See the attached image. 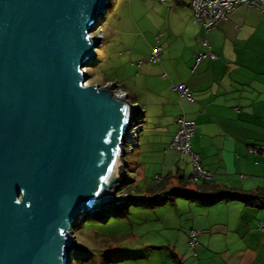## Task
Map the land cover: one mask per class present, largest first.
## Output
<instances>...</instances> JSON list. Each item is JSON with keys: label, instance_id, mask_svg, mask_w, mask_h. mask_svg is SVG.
I'll return each instance as SVG.
<instances>
[{"label": "crops", "instance_id": "1", "mask_svg": "<svg viewBox=\"0 0 264 264\" xmlns=\"http://www.w3.org/2000/svg\"><path fill=\"white\" fill-rule=\"evenodd\" d=\"M141 4V0H116L114 7L118 17L127 14L132 19L118 23L119 30L127 35L126 46L138 53L132 58L128 76L132 85L120 88L142 111L139 144L127 161L126 187L117 189L159 197L157 203L136 202H169L187 215L170 252L174 264H264V209L239 200L203 202L173 194L183 186L197 192L202 180L195 183L191 174L186 178L185 171L192 170L190 157L180 159L170 146L178 131L176 117L184 115L195 124L191 150L199 156L203 169L212 174V183L245 190L264 188V15L256 8L237 6L228 20L206 33L214 57L206 56L191 72L195 57L208 49L202 43L203 31L194 24L188 0H171L166 6L152 3L155 15L149 14V24L155 16L161 19L154 26L134 18L143 8ZM117 32L114 26L112 42ZM157 37L160 59L151 62L148 57ZM120 48L123 46L114 50ZM181 83L189 87L192 101L173 90ZM253 146L263 150L250 154L248 149ZM159 158L163 173L148 184L146 162L157 165ZM165 192L172 195L161 197ZM192 230L198 231L195 247L191 246ZM146 249L156 250L152 246ZM121 252L124 254L116 264H150L137 261L144 259L142 254ZM153 264L172 263L164 257Z\"/></svg>", "mask_w": 264, "mask_h": 264}, {"label": "water", "instance_id": "2", "mask_svg": "<svg viewBox=\"0 0 264 264\" xmlns=\"http://www.w3.org/2000/svg\"><path fill=\"white\" fill-rule=\"evenodd\" d=\"M110 0H0V264H69L72 223L99 220L138 109L86 84Z\"/></svg>", "mask_w": 264, "mask_h": 264}, {"label": "rangeland", "instance_id": "3", "mask_svg": "<svg viewBox=\"0 0 264 264\" xmlns=\"http://www.w3.org/2000/svg\"><path fill=\"white\" fill-rule=\"evenodd\" d=\"M115 1L112 0L110 2L102 20L99 19L92 29L91 35L98 34V36L102 29L103 38L100 43L103 42L101 46L100 43L97 46V57L92 58L84 68L88 78L87 84H99L102 86L105 82V84L112 82L117 86H113V92L118 93L119 89L122 90L120 87L127 88V86L132 85V80L128 76L131 74L132 58L138 53H133L132 47L126 46L129 44L127 35L119 30L118 23H128L132 19L127 14L118 17L116 11L114 13ZM141 1L143 8L134 15V18L140 24L145 23V26H147L150 23L148 16L155 15L151 11V4L157 2L166 6L168 5L167 2L171 0H166V2H159L160 0ZM154 18L155 20L149 26L158 25V21H161L157 16ZM114 26L118 28V32L114 35L112 42L111 32ZM115 46H123V48L118 49L120 51H115ZM132 158L133 156L130 152L125 156L126 166L122 169L124 180L117 185V188H122V191L126 187L127 161ZM141 160L142 158H140ZM162 166L163 161L161 158L158 159L157 165L146 162L147 178L145 182L150 184L156 174H162ZM185 172L186 178L192 174L191 169ZM198 182L200 183V180ZM120 189L116 190L117 193L120 192ZM112 200L111 203L103 207L105 214H103V220L93 219L86 213H82L72 223L75 241L82 245L76 246L70 251L69 264H84L87 259H91L93 264H105V262H107L106 264H116L115 260L121 257L118 251L121 250L130 251L131 254L144 255V259L137 261L153 264L166 257L174 264L170 260V252L174 250L175 242L178 240L177 232L180 230V224H185L187 215L169 202L158 205L134 202L125 206H117L114 205V196ZM146 246H152L156 250L149 252ZM148 253L153 254L147 257ZM146 257L149 260H146ZM120 264H129V261H124Z\"/></svg>", "mask_w": 264, "mask_h": 264}, {"label": "built area", "instance_id": "4", "mask_svg": "<svg viewBox=\"0 0 264 264\" xmlns=\"http://www.w3.org/2000/svg\"><path fill=\"white\" fill-rule=\"evenodd\" d=\"M172 1L180 2V0H172ZM188 4L192 10L194 24L199 26L205 35L203 37L202 43L208 49L206 54L197 55L195 57L194 63L191 68V72L195 70L198 63L206 56H211L212 58L214 57L210 50L206 33L215 26H217L220 22L228 20L229 15L237 6L247 5L256 8L260 13L264 15V0H188ZM91 36L96 37L99 40H102L103 38L102 29H101V33H99V36L98 34ZM160 51H161V47L155 46L149 55V59L153 62L158 61ZM141 62L142 61H139L138 64H141ZM112 85L116 86L114 83H112ZM173 90L176 91L180 96H185L191 101L193 100L190 94V89L185 83L175 85L173 87ZM116 94L123 95L126 93L121 89H119V92ZM139 113L141 114L142 112L138 108L135 119L130 123L129 128L123 137L122 149L125 152V155L128 152L131 153L132 151H134V149L137 148L139 144V136L142 128L141 123L138 122V120H140L138 118L140 115ZM176 123L178 124V131L175 134L170 146L178 153L180 159L185 155H188L190 157V161L192 165V176H191L192 180L194 182H197L199 180L213 179L212 174L206 171L205 169H203V167L201 166L199 156L191 150L190 140L195 132L194 122L187 120L184 117V115H178L176 117ZM262 150H263L262 146H253L248 149V152L253 155H258ZM163 196L164 195H162L161 197ZM140 198H147V196L138 195L134 191L124 194L122 193L121 195L115 193L114 204L116 205L125 204L127 199H140ZM197 234L198 231L196 230H192L190 232L192 247H195L197 244V240H196Z\"/></svg>", "mask_w": 264, "mask_h": 264}, {"label": "trees", "instance_id": "5", "mask_svg": "<svg viewBox=\"0 0 264 264\" xmlns=\"http://www.w3.org/2000/svg\"><path fill=\"white\" fill-rule=\"evenodd\" d=\"M164 1L160 0V2H164ZM174 3H179V2H174ZM158 41H159V37H157V44L155 46H159ZM152 49H151V51H152ZM161 50H162V48H161ZM151 51H150V53H151ZM150 53H149V55H150ZM160 53H161V51H160ZM159 59H160V55H159ZM148 60L151 61L149 59V57H148ZM151 62H153V61H151ZM155 62H157V61H155ZM138 118L140 119V120H138V122L141 123V119H142L141 114L139 115ZM191 176H192V174H191ZM197 182H195V183H197ZM117 194L121 195L122 193L119 192ZM173 194L183 195V196H186L187 198H191V199L195 198L196 200L203 201V202L204 201L217 202V201H224V200L225 201H227V200H239L247 206L257 208V209H264V188L263 187H259V188L253 189V190H245V189H237V188L228 187V186H219L215 183H212L211 180H202L201 184H199V191H197V192L186 191L184 189V186H183V190L175 191ZM163 195L164 196H168V195L171 196L172 194L165 192V193H163ZM159 200H160L159 197L158 198L157 197L149 198L147 196V198L127 199L125 204H120L117 206H125V205H128L130 203H134L136 201H147V202L152 201L154 203H157ZM114 205H116V204H114ZM103 214H104V209L102 211V214H101L99 220H103L104 215H105V214L104 215ZM118 253L120 254V256L124 254L121 251H118ZM119 259L120 258H118L115 261H118ZM106 263L107 262H105V264ZM84 264H93V262L91 259H87L84 262Z\"/></svg>", "mask_w": 264, "mask_h": 264}, {"label": "bare ground", "instance_id": "6", "mask_svg": "<svg viewBox=\"0 0 264 264\" xmlns=\"http://www.w3.org/2000/svg\"><path fill=\"white\" fill-rule=\"evenodd\" d=\"M84 70H85V68H84ZM86 71V70H85Z\"/></svg>", "mask_w": 264, "mask_h": 264}, {"label": "clouds", "instance_id": "7", "mask_svg": "<svg viewBox=\"0 0 264 264\" xmlns=\"http://www.w3.org/2000/svg\"><path fill=\"white\" fill-rule=\"evenodd\" d=\"M116 193H117V191H116ZM102 214V213H101Z\"/></svg>", "mask_w": 264, "mask_h": 264}]
</instances>
